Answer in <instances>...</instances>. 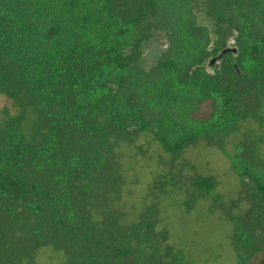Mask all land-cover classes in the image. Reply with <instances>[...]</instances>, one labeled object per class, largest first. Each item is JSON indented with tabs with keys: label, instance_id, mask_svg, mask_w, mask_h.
I'll return each mask as SVG.
<instances>
[{
	"label": "trees",
	"instance_id": "trees-1",
	"mask_svg": "<svg viewBox=\"0 0 264 264\" xmlns=\"http://www.w3.org/2000/svg\"><path fill=\"white\" fill-rule=\"evenodd\" d=\"M196 2L0 0V264H208L163 205L223 225L234 264L264 253V0Z\"/></svg>",
	"mask_w": 264,
	"mask_h": 264
},
{
	"label": "rangeland",
	"instance_id": "rangeland-1",
	"mask_svg": "<svg viewBox=\"0 0 264 264\" xmlns=\"http://www.w3.org/2000/svg\"><path fill=\"white\" fill-rule=\"evenodd\" d=\"M203 10V0H197L195 11L200 18L206 17ZM165 40L162 33L155 34L142 48L140 65L150 68L165 50ZM3 100L0 98V106ZM210 102H205L195 113V117L205 118L210 113ZM185 157L198 166L199 171L214 173L220 181V190L231 193L237 186L234 176L228 171L226 162L214 150L195 145L186 149ZM177 211V210H176ZM174 208L162 206L161 218L172 234V241L189 250L192 255L207 261L208 264H234V256L225 237L226 229L214 218L204 221L180 220ZM178 212V211H177ZM48 259V256H42ZM55 260V259H54ZM53 262V261H52ZM249 264H264V253L255 256Z\"/></svg>",
	"mask_w": 264,
	"mask_h": 264
},
{
	"label": "water",
	"instance_id": "water-1",
	"mask_svg": "<svg viewBox=\"0 0 264 264\" xmlns=\"http://www.w3.org/2000/svg\"><path fill=\"white\" fill-rule=\"evenodd\" d=\"M226 51H227V50H223L222 53H224V52H226ZM215 59H216V58H213V59L211 60V63L214 62Z\"/></svg>",
	"mask_w": 264,
	"mask_h": 264
}]
</instances>
